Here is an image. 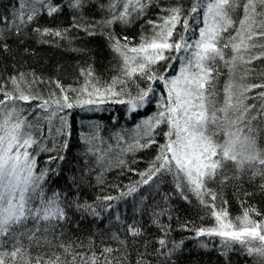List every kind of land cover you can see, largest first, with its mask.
<instances>
[{"label": "snow or ice", "instance_id": "obj_1", "mask_svg": "<svg viewBox=\"0 0 264 264\" xmlns=\"http://www.w3.org/2000/svg\"><path fill=\"white\" fill-rule=\"evenodd\" d=\"M90 6H95L92 0H18L11 20L0 16V39L13 32L22 34L41 15L56 19L65 10L72 13L71 27L91 36L99 27L107 30L116 24L128 26L150 10H160L156 19L141 24L138 44H132L127 36L121 41L109 32L112 51L120 63L119 74L106 86L91 79V68L81 70L89 79L79 90L64 89L56 82L61 95L53 89L43 95L37 88L42 78L34 74L31 78L24 73L9 77L7 83L11 87L0 83V264H75L77 257L83 264H114L116 249L106 246L99 255L93 250L85 258L75 251L84 247L82 242L65 243L57 234L69 219L68 208L75 207L95 217L100 212L96 203H81L78 199L65 203L59 193L47 195L44 181L52 169L37 171L36 157L55 151L57 155L48 156V164L65 160L59 153L70 148L71 113L67 110H92L87 106L105 103L104 97H114L113 103H127L129 111H135L152 102L156 94L153 83L157 87L162 83L165 94L159 110L137 125L136 136L147 139L143 143L138 139L135 147H152L157 144L158 135H163L165 143L159 145L158 155L148 169L139 173L144 177L142 184L147 185L158 176H171L181 198L194 196L205 209L203 219L214 221L195 229L196 238L218 237L224 255L239 245L247 255L264 261V220L253 218V213H261L242 203V214L231 217L225 206L228 202L218 203L222 197L212 188L213 184L226 185L245 177L249 182L259 179V189L264 192V146L258 143V134H264L260 127L264 124V80L246 82L253 61L264 62V0H192L190 8H185L184 0H170L167 6L161 0H101L100 8L106 13L102 20L79 23L77 17L83 18L84 9ZM190 20L202 26L193 29ZM35 31L41 42L49 43L53 38H65L68 29L37 27ZM176 62L180 68L173 76ZM224 69L227 79L221 87L219 78ZM260 75L264 77V73ZM133 77L153 83L138 88L136 96L127 101L120 99ZM254 89H261L254 97L261 101L259 106L245 103L249 99L247 93ZM30 116L37 117L35 123ZM257 116L260 120L254 125ZM57 120L58 125L54 123ZM84 139L92 145L88 151L93 152L98 137L92 134ZM132 149L130 145L128 150ZM103 160V155L97 157L98 163ZM136 191V187H131L121 195ZM113 199L97 197L101 204ZM162 214L163 210L154 216ZM160 227L167 235L168 227ZM127 232L133 237L143 235L136 223L129 224ZM113 239L124 244L118 236ZM93 243L90 241V250ZM158 244L156 251L161 255L175 250L168 248L165 238L159 239ZM201 246L208 245L202 241ZM137 264H142V260Z\"/></svg>", "mask_w": 264, "mask_h": 264}, {"label": "trees", "instance_id": "obj_2", "mask_svg": "<svg viewBox=\"0 0 264 264\" xmlns=\"http://www.w3.org/2000/svg\"><path fill=\"white\" fill-rule=\"evenodd\" d=\"M92 2L95 6L84 9L83 18L77 17L79 23L100 21L105 16L106 13L100 8L101 0ZM191 2L192 0H184L185 8H190ZM161 3L167 6L170 0H161ZM17 7L18 0H0V16H7L11 20ZM159 11V8L152 9L147 16L128 26L116 24L107 30L99 27L95 30L96 34L91 36L71 27L73 16L69 10H65L56 19L41 15L37 22L26 26L22 34L13 32L0 39V83L11 87L7 83L9 77L24 73L31 78L34 74L42 78L37 88L43 95L47 96L49 89L61 95L60 89L55 87L56 82L64 89L79 90L89 79L82 75L81 70L91 68L94 73L91 79L106 86L119 74L120 63L112 51L113 41L108 38L109 32L121 41L127 36L132 44H138L142 35L141 24L147 19H156ZM190 24L197 30L202 26L195 20H190ZM144 26L147 27L146 24ZM37 27L61 30L67 28L68 32L63 39L53 38L52 42L43 43L35 31ZM196 34L198 35V31ZM179 65V62L175 63L171 75L175 74ZM249 67L252 71L248 75V83L262 82L264 77L260 74L264 73V62L253 61ZM226 79L227 69H224V74L219 78L221 87ZM148 83L153 82L133 77L130 87L125 88V94L119 98L127 101L130 97H135L138 88H146ZM153 87L156 88V94L152 97V102L142 108L138 107L135 111H129L130 105L127 103H113L112 100L116 99L114 97H104L105 103L87 106L92 110H67L71 113L68 116L71 124L70 148L59 153L65 156V160L48 164V156L57 155L55 151L43 152L36 157L37 171L52 169L44 181L47 195L59 193L65 203L77 199L81 203H96L100 212V216L95 217L77 211L75 207L68 208L69 219L57 230V234L65 243L82 242L84 247H77L75 251L83 254L85 258L91 256L93 250L99 255L106 246L116 249L113 253L114 264L116 261H121L122 264H137L140 260L142 264H264L259 256L247 255L239 245H234L233 249L224 255L218 237L196 238L195 229L208 226L214 221L210 218L203 219L205 209L194 196L190 195L188 200L181 198L171 176H158L149 184H142L144 177L139 173L148 169L158 155L159 145L165 143L163 135H158L155 137L157 144L152 147H135L138 139L140 143L147 139L136 136L137 125L159 110L158 104L165 94L162 83L158 87L153 83ZM259 91L261 89L247 93L249 99L245 103L259 106L261 101L254 99ZM68 94L75 97V93ZM83 98L87 99V95L84 94ZM253 115L257 113L253 112ZM259 120L260 117L257 116V121H253V124L257 125ZM54 123L58 125L59 121ZM40 124L47 127L43 120ZM260 127L264 128V124ZM92 134L98 139L94 141L95 150L89 152L88 148L92 145L85 143L84 138ZM51 139L49 135L48 140ZM258 143L264 146V134H258ZM130 145L133 146L132 150H128ZM100 155L104 156L102 163L97 162ZM121 160L123 164L120 163ZM260 183L259 179L249 182L245 177H241L226 185L213 184L212 188L222 197L218 203L223 200L228 202L225 206L231 217L242 214L243 203V207L250 205L261 213L259 216L253 213L254 219L264 220V192L259 189ZM131 187H136L137 191L127 196L121 195ZM245 192L251 195L246 196ZM105 196L115 199L104 201L102 204L97 201V197ZM109 204L110 208L107 207ZM162 210L165 214L154 216V213H160ZM133 223L141 227L142 236L133 237L127 232V226ZM160 226L168 227L167 235L161 231ZM114 235L124 241V244L113 239ZM161 238L167 240L169 249H175L170 255H161L156 251ZM90 241L94 242L91 250ZM202 241L208 246L202 247ZM177 245L179 247H176ZM68 259L71 260V257ZM75 264H83V261L77 257Z\"/></svg>", "mask_w": 264, "mask_h": 264}, {"label": "rangeland", "instance_id": "obj_3", "mask_svg": "<svg viewBox=\"0 0 264 264\" xmlns=\"http://www.w3.org/2000/svg\"><path fill=\"white\" fill-rule=\"evenodd\" d=\"M179 68H180V65H179V67H178V69L176 70V72H175L174 75L177 74V72L179 71ZM174 75H173V76H174ZM249 77H250V76H248L247 79H246V82H247V83H248V81H249ZM29 119H31L34 123H35V121H36V118H31V117H29Z\"/></svg>", "mask_w": 264, "mask_h": 264}]
</instances>
